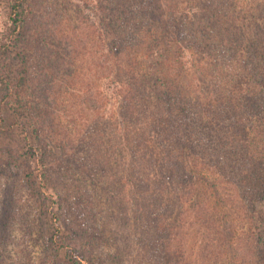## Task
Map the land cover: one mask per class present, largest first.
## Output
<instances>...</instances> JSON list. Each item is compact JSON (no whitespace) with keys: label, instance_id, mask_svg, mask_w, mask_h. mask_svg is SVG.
I'll return each mask as SVG.
<instances>
[{"label":"rangeland","instance_id":"374dc122","mask_svg":"<svg viewBox=\"0 0 264 264\" xmlns=\"http://www.w3.org/2000/svg\"><path fill=\"white\" fill-rule=\"evenodd\" d=\"M44 1L43 13H55L46 33L27 23L13 28L10 3L0 0V75L5 81L0 99L8 93L0 110V264H155L148 221L140 216L141 197H158L154 202L165 201V209L175 203L174 215L179 214L180 205L170 192L158 196L157 188L148 186L143 191L139 184L136 192L125 171L129 154L122 144L117 148L123 139L121 92L125 90L120 82H128L124 73L116 75L110 46L114 29L122 27L115 20L124 19L114 14L118 8L114 0ZM251 1L239 0L242 6ZM254 2L261 30L263 5L258 9L259 0ZM142 5L143 1L137 6ZM180 11L188 14L189 22H196L192 20L196 10L184 7ZM38 33L55 35L62 55L39 41ZM191 43H180L182 62L196 81H206L190 67L197 64L201 51ZM186 47L194 54L186 52ZM54 58L60 65L52 62ZM50 69L60 73L50 75L49 98L42 100L36 88L43 85L42 76L48 78ZM44 112L50 115L51 134L46 121L40 125ZM261 150L264 154V145ZM98 157L106 164L103 169L96 164ZM193 161L191 170L203 179L208 194L202 204L217 208L220 204V219L211 222L203 214L176 216L179 242L171 250L191 253L190 264H263L264 217L260 213L264 214V203L239 208V201L224 192V188L234 192L233 188L220 185L218 170L199 157ZM232 185L239 187L236 181ZM147 202L151 205L153 199ZM241 230L246 236L240 235ZM207 232H211L207 238L214 237L218 254L210 257L199 249L201 259L194 260ZM68 249H75L76 263Z\"/></svg>","mask_w":264,"mask_h":264},{"label":"trees","instance_id":"16d2710c","mask_svg":"<svg viewBox=\"0 0 264 264\" xmlns=\"http://www.w3.org/2000/svg\"><path fill=\"white\" fill-rule=\"evenodd\" d=\"M8 1L13 28L27 23L34 26L35 31L48 32L55 13H43L44 0ZM142 1L140 8L137 5ZM254 1L242 3L243 6L239 0H133L134 3L128 5H122L123 0L113 2L115 9L118 8L110 11L115 10L114 14L120 15L124 22L115 20L122 27L114 29L110 56L118 71L116 75L124 73L128 82H120L125 90L121 92L123 139L117 148L122 144L129 154L125 171L133 179L136 192L140 190L139 184L143 185V191L148 190V186L157 188L158 196L170 192L180 205L179 214L174 215L175 203L165 209V201L161 205L154 202L158 197H141L140 216L148 221L155 264L193 262L191 253L171 250L179 242L178 217L186 215V219L203 214L211 222L220 219L217 215L220 204L218 208L202 204L208 194L203 189V179L199 180L198 174L191 170L190 163L196 157L204 164L209 163V168L218 170L223 181L220 185L233 188L234 192L227 193L225 188L224 192L239 201V208L241 204L244 209H252L257 202L264 203L261 150L264 145V25L260 30L258 21L256 23ZM261 5L264 8V0H259L258 9ZM184 7L197 11L192 18L196 22H189L188 14L179 12ZM128 8L134 13L126 12ZM135 9L141 14L139 18ZM145 19H148L146 24ZM261 19L264 21V13ZM141 24L143 26L139 27ZM38 35L39 41L61 54L55 35ZM188 40L201 50L197 64L194 62L190 67L206 81H196L182 62L184 50L180 43ZM207 40L212 41L211 44ZM185 50L192 55L195 52L187 47ZM57 60L54 58L52 62L60 65ZM54 70L50 69L48 78L42 76L43 85L36 88L42 100L49 98L48 87L53 80L50 75L60 73ZM67 73V70L62 72V76ZM3 82L0 75V87ZM7 96L5 93L0 99V110ZM49 116L44 112L40 125L46 121L51 134ZM96 164L102 169L106 166L100 157ZM234 181L239 187L232 185ZM151 199L150 205L147 201ZM260 215L264 217L263 212ZM179 228L181 230L180 225ZM210 233L207 232L204 239ZM240 235L246 236V232L241 230ZM197 236L195 234V238ZM213 240L214 237L209 236L200 242L203 247L195 251L194 260L201 259L199 249L210 257L218 254ZM238 250L243 254V247ZM67 251L76 263L75 249ZM260 252V261L264 264V253Z\"/></svg>","mask_w":264,"mask_h":264}]
</instances>
